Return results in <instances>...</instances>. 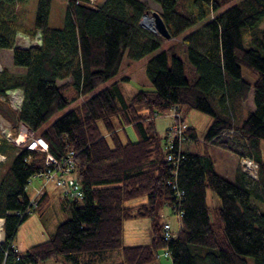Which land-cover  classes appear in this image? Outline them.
<instances>
[{
  "label": "trees",
  "instance_id": "16d2710c",
  "mask_svg": "<svg viewBox=\"0 0 264 264\" xmlns=\"http://www.w3.org/2000/svg\"><path fill=\"white\" fill-rule=\"evenodd\" d=\"M27 1L0 0V49L10 50L12 65L23 70H0V98L7 90L23 92L17 113L0 100V117L11 126L24 123L55 159L72 152L82 198L68 202L70 217L47 240L19 252L13 244L17 227L49 202L43 193L29 209L25 192L28 179L43 169L46 153L0 136L6 157L0 165V264H43L60 257L71 264H153L163 252L168 264H249L246 258L264 264L259 148L264 141V0H149L158 5L169 40L139 26L149 12L139 0H63L60 28L48 25L53 0H36L26 31L16 8ZM36 32L40 45L16 46L18 33L32 37ZM157 49L144 63L152 90H138L126 100L113 80L123 56L139 60ZM70 88L81 101L45 126L73 100L64 96ZM249 95L253 110L244 113ZM173 108L210 117L205 144L251 159L258 177L252 179L238 165L227 180L214 171L206 151H179L174 168L153 123ZM124 126L133 127L137 141H121L117 130ZM188 136L195 140L193 129ZM207 190L219 201L220 237L207 212ZM141 197L144 203L126 205ZM157 201L181 214L166 241L154 222ZM143 218L150 220L149 243L124 245V223Z\"/></svg>",
  "mask_w": 264,
  "mask_h": 264
},
{
  "label": "rangeland",
  "instance_id": "374dc122",
  "mask_svg": "<svg viewBox=\"0 0 264 264\" xmlns=\"http://www.w3.org/2000/svg\"><path fill=\"white\" fill-rule=\"evenodd\" d=\"M36 0H28L23 5L18 6L19 7V23L22 25L24 29L30 30L31 23L34 17V5ZM102 0H94V2H101ZM141 2H144L146 6L149 9V17L150 12L155 11L159 12V7L155 3L149 1V0H139ZM49 14V21L48 25L51 28H60L62 26L64 12H65V3L63 0H53L51 4V9ZM142 20V18L140 19ZM261 28H264V22L260 25ZM27 33V32H25ZM23 34V33H18ZM25 35V34H24ZM29 36V35H27ZM30 37V36H29ZM15 41L18 45H23V41L19 37H15ZM176 41V40H175ZM174 41V42H175ZM173 43V41L166 42L164 46L169 45ZM160 49H157L150 54L145 55L143 58L139 60H131L127 58L125 55L123 56L120 64V68L118 71V74L116 77L113 78V80L118 82V85L120 87V90L122 92L123 97L126 100H129L133 94H135L138 90H152V86L149 83L148 79L146 78L144 74V63L145 61L151 57L154 56L157 52H159ZM11 52L6 50H0V70L5 68L8 72L15 74L20 73L23 70L14 67L12 65L11 61ZM245 73V71H244ZM126 77V80H121V78ZM69 80V79H67ZM64 81V80H63ZM63 81H58L57 84L63 83ZM111 81V80H110ZM108 81V83L110 82ZM107 83V84H108ZM64 96L71 98V100L64 108L58 110L55 112L46 122L45 126L49 125L51 122H53L55 119L63 115V113L69 111L72 109L78 102L81 101L80 96H76L73 88H70L67 92H64ZM251 95L248 96L247 101L243 104V112L251 111L252 110V102H251ZM4 107L7 106L5 103H3ZM177 113L183 121V123L187 127V134L189 126H191L194 129L195 132V140H188L187 142H183L181 147L184 149H188L192 153H204L205 151L210 156L212 161L215 164V168L217 172H219L220 176L227 180L233 179V167H236L239 165V159H237L236 155L220 149L218 147L206 145L204 142L205 135L207 133V130L211 124V119L207 115L197 112L195 110H188L186 108H181V111L174 112ZM172 112L168 111L162 115L155 117L154 119V133L157 135V138H159V142L162 145L165 131L168 129V127L173 123L174 118L171 117ZM0 124H6L2 121V118L0 117ZM100 131L105 136L107 135L102 126L99 125ZM118 135L120 136V139L122 142L130 141L135 142L138 139L137 132L133 129L132 126H124L123 129H118ZM189 137V136H188ZM208 147V148H207ZM260 154L262 156V160L264 162V141L260 142ZM208 149V150H206ZM42 182L40 180H32L31 185L25 188V192L27 197L30 199L35 195L36 190L41 187ZM44 189H46L49 193L48 196V205L46 206V209L39 214L36 210L32 212L16 229L13 244L15 248L19 252H24L27 250V248L31 245L37 244L39 242H43L44 240H47L53 233L56 226L67 220V218L70 217L69 211H68V202L71 201L70 198H60L59 191L57 188H55L52 184L45 185ZM206 204L208 207V213L210 221L212 222V226L214 228V231H216L218 234V237L222 235L221 232V221L218 218L217 215V209L219 206L218 198L215 196V194L211 190H207L206 193ZM212 197V198H211ZM145 202V198L141 197L135 200H131L126 202L127 206H134L139 205L141 203ZM155 213L156 216L154 217V222L161 227L163 224V220H168L170 218V231L172 234L177 230L176 227V216L173 215L168 208H166L161 201H157L155 203ZM262 211H264V206L260 207ZM138 221V220H137ZM149 221L150 220H146ZM163 222V223H162ZM139 231L140 228H135L134 231ZM162 230V228H161ZM133 231V232H134ZM131 232L130 228L128 230H125V243L129 242L128 234ZM1 233H2V225H1ZM162 233V231H161ZM251 264V258H246ZM168 264V261L162 257V255L159 256V258L155 259L153 264ZM43 264H71L70 261L68 262L64 258L60 257L56 261H46Z\"/></svg>",
  "mask_w": 264,
  "mask_h": 264
},
{
  "label": "built area",
  "instance_id": "2783aa9c",
  "mask_svg": "<svg viewBox=\"0 0 264 264\" xmlns=\"http://www.w3.org/2000/svg\"><path fill=\"white\" fill-rule=\"evenodd\" d=\"M87 2L89 4H93L94 0H87ZM18 37L19 42L20 39L23 41V45H18L16 43L17 47L27 48L33 45H40L41 38L38 32H36L32 37L24 34H17L16 38ZM22 94V90L18 88L11 89L9 91L7 90L4 95H2L0 100L4 101L12 112L17 113L22 105ZM171 112V117L172 119L174 118V121L165 131L163 148L166 153V161L168 163L170 162L175 168L179 160L178 154L179 151H181V145L183 142H187L189 137L186 125L180 119L181 117L177 113H174L177 112V110L173 108ZM2 121L6 124H0V136H2L5 141L15 146H24L30 150L33 149L34 151H43L46 153L43 169L34 173V175H32L27 181L26 188L31 185L32 180H40L42 182L41 187L36 190L35 195L29 199V209H35L37 207L39 201L38 198H40V196L44 193V187L47 184H52L55 188H57L60 198H70L72 200H80L82 198L80 184L77 177L73 175L74 160L72 152H68L61 158L55 159L47 154L46 143L41 138L34 136L24 123L17 122L14 126H11L7 121L3 119ZM5 158V155L0 153V165L5 162ZM239 166L240 169L252 179H256V177H258L257 164L251 159L242 158L239 161ZM170 183L171 182H169L168 185ZM172 189H174V187ZM176 195L177 197H180V193H177ZM30 211L27 209L26 213L30 214ZM180 215L181 214L178 213L176 217L179 218ZM171 235L172 232L170 231L169 224H163V240H168ZM168 256L167 252L162 253V257L167 258Z\"/></svg>",
  "mask_w": 264,
  "mask_h": 264
},
{
  "label": "crops",
  "instance_id": "0c3cea01",
  "mask_svg": "<svg viewBox=\"0 0 264 264\" xmlns=\"http://www.w3.org/2000/svg\"><path fill=\"white\" fill-rule=\"evenodd\" d=\"M18 9H19V7L16 8L17 21L20 18L19 17V10ZM7 51L11 52L10 50H7ZM252 110H253V107H252ZM189 128L190 129H193L191 126H189ZM180 150H182L184 152H191L188 149H184L183 147H181ZM206 150H208V149H206ZM261 159H262V157H261ZM213 167H214V171L218 175H220L219 172H217V170L215 168L214 162H213ZM234 171H235V167H233V176H234ZM44 193H46L49 196V193H48V191L46 189H44ZM146 220H147L146 218H143V219H134V220L126 221L124 223V226H123V236H122L123 237V244L125 242V237H124L125 236V230H128L129 228L131 230V232L128 234L129 242L125 243L124 245H130V246H133V245H141L142 246L144 244L149 243L150 238H151L150 222L149 221H146ZM169 220H170V218L168 220H163V222L170 224V221ZM175 224H176V227H177V224H178V221L177 220H176V223ZM135 228H140V230L139 231L138 230L137 231H134ZM171 228H172V225H171ZM119 262H120L119 259H116V263H119Z\"/></svg>",
  "mask_w": 264,
  "mask_h": 264
},
{
  "label": "water",
  "instance_id": "95a60500",
  "mask_svg": "<svg viewBox=\"0 0 264 264\" xmlns=\"http://www.w3.org/2000/svg\"><path fill=\"white\" fill-rule=\"evenodd\" d=\"M149 16V12L147 11L144 15H142V19L146 18ZM150 18L152 19L153 25L151 28H148L143 25L142 20L139 22V26L153 34H157L158 36L169 40L170 39V34L168 33L165 25H163V21L159 15L158 12L151 11L150 12ZM1 242V241H0Z\"/></svg>",
  "mask_w": 264,
  "mask_h": 264
},
{
  "label": "bare ground",
  "instance_id": "6f19581e",
  "mask_svg": "<svg viewBox=\"0 0 264 264\" xmlns=\"http://www.w3.org/2000/svg\"><path fill=\"white\" fill-rule=\"evenodd\" d=\"M142 23L144 26L148 28H151L153 25L152 19L149 16L142 19ZM1 225H2V220L0 219V241L2 240Z\"/></svg>",
  "mask_w": 264,
  "mask_h": 264
}]
</instances>
